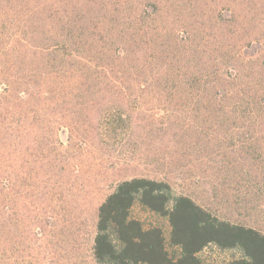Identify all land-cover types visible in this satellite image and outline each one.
<instances>
[{"label":"trees","instance_id":"obj_1","mask_svg":"<svg viewBox=\"0 0 264 264\" xmlns=\"http://www.w3.org/2000/svg\"><path fill=\"white\" fill-rule=\"evenodd\" d=\"M40 72L74 79L62 106L92 102L94 90L153 94L170 122L246 139L249 165L264 167V0H0V84L15 94ZM22 112L11 95L0 99V150L8 115ZM240 160L198 170L226 193L219 208L173 193L164 174L120 181L95 209L96 263L202 264L198 253L214 245L240 252L226 264H264V232L216 216L232 215V202L248 210ZM136 202L167 218L177 256L160 228L130 217Z\"/></svg>","mask_w":264,"mask_h":264},{"label":"rangeland","instance_id":"obj_2","mask_svg":"<svg viewBox=\"0 0 264 264\" xmlns=\"http://www.w3.org/2000/svg\"><path fill=\"white\" fill-rule=\"evenodd\" d=\"M62 73L40 72L33 83L23 80L18 99L9 85L0 84V99L11 95L23 110L21 118L8 115L3 159L4 147L0 150V264H97L95 209L122 180L164 174L173 193L222 207L226 193L198 175L208 159L219 156L241 159V183L252 194L244 200L248 210L232 202V215L216 216L264 232V167L253 169L246 160L248 140L207 137L186 119L172 123L154 95L140 89L94 90L92 102L62 106L60 98L70 99L75 87L74 79ZM186 155L189 159L181 158ZM130 217L146 229L160 228L167 251L177 256L167 218L138 202ZM197 256L202 264H226L240 252L209 245Z\"/></svg>","mask_w":264,"mask_h":264}]
</instances>
